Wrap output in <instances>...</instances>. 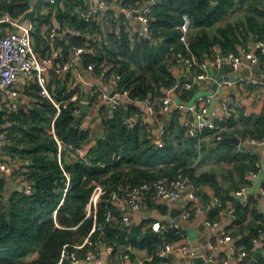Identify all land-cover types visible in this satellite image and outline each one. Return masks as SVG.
<instances>
[{
  "label": "trees",
  "instance_id": "trees-1",
  "mask_svg": "<svg viewBox=\"0 0 264 264\" xmlns=\"http://www.w3.org/2000/svg\"><path fill=\"white\" fill-rule=\"evenodd\" d=\"M146 1L149 0H131L133 3ZM0 6L1 10L10 11L14 16V9L21 11L27 3L26 0H0ZM244 6L248 12L239 22L217 25L233 9ZM152 8L150 35L142 39L135 37L134 44L125 33L112 34L110 41L105 43L101 23L85 22L74 13L60 11L61 17L65 14L63 24L71 25L73 30L77 28L80 34L66 31L59 36L58 43L63 46L65 60H68L73 45L85 47L84 68L94 63L95 70L101 72L105 66L112 65L121 77V89L128 90L131 96L142 101L150 100L157 117L166 124L164 146L158 147L155 143V132L150 124H143L139 119L133 127L129 126L127 119L141 112L139 104H122L112 118L108 117L109 107L102 105L99 114L103 134L89 151L90 164L73 156L66 161L64 156L65 168L72 174V186L63 196L64 174L58 158V140L77 149L92 136L91 130L82 128V119L74 114L76 103L62 107L56 116L57 108L41 97L34 86L31 101L24 102L14 111L0 110V125L5 126L12 139L8 151L17 161L25 163L27 170L21 174L33 182L35 188L33 194H26L19 187L9 197L2 194L5 202L0 205V264H57L64 244L80 243L91 231L94 217L93 214L87 215L86 206L99 184L115 188L182 174L201 191L198 196L203 205L207 206L204 202H209L208 216L211 219L217 218L228 200L236 202L235 219L228 229L233 228L231 233L236 236L242 235L245 250L252 248V239L264 230V212L259 208L258 198L251 195L245 205L240 200L235 201L239 197L231 194V189L220 186L214 170L199 172L195 166V160L204 150L205 157L203 154L200 160L210 157L216 163L226 161L232 164V169L227 170V180L235 182L238 178V185H234L236 190L246 182L245 175L254 168L257 155L230 143L219 145L210 130L195 137L189 136L179 110L171 111L167 120L169 111L162 113V101H156L177 84L170 68L175 65L178 51L186 56L194 54L205 61L217 56V47L227 55L237 53L239 47L253 39L264 40V0H164L154 3ZM183 14H188L191 19L189 48L180 41L178 26ZM257 54L262 60L260 49ZM191 69L195 74L200 72L196 67ZM107 74L110 75V71ZM67 79H55L59 100L71 95ZM177 89L188 90L181 86ZM224 119V125L228 127L236 124L234 115ZM52 122L58 140L50 133ZM244 122L247 126L253 124L252 116L244 117ZM254 125V131L244 132V139L264 134V113L256 117ZM224 134L230 135L229 132ZM207 136L213 137L211 144L204 142ZM0 185L2 188L1 179ZM211 193L220 200V206L209 201ZM106 205L103 201L99 204L97 221L103 220ZM190 207L188 203L187 208ZM127 229L128 226L115 221L106 225L102 237L114 245V251L119 245L130 244L146 248L150 254H155L164 240L182 238V234L173 229H168L164 235L150 227L143 232L142 224L133 226L129 232ZM99 237V232L92 233L93 244H87V247L96 248L94 244Z\"/></svg>",
  "mask_w": 264,
  "mask_h": 264
},
{
  "label": "built area",
  "instance_id": "built-area-1",
  "mask_svg": "<svg viewBox=\"0 0 264 264\" xmlns=\"http://www.w3.org/2000/svg\"><path fill=\"white\" fill-rule=\"evenodd\" d=\"M116 0H26L27 6L21 13H18L17 17L12 16L11 13L6 11H0V110L2 111H14L20 106L19 98L23 92V88L27 86L29 89L37 88L39 95L45 99H48L56 108V116L61 111L62 107H67L69 103L75 102L74 114L77 118H81L82 128H88L84 125L85 112L81 111L80 104L84 103L92 106L106 105L109 107L108 117L112 118L114 111L122 104L128 102L146 105L149 116L137 115L127 119L130 127H133L134 122L142 120L143 124H150L155 132V143L158 147L164 146V135L166 133V124L164 120L157 117V112L154 108V104L150 100L142 101L137 96H131V93L126 89H121L119 83L121 77L116 73L114 88L111 91H107L102 88H96L85 94L80 85L84 83V77L82 71H80L73 60H65L61 62L60 58L63 53V46L58 43V38L61 36L59 28L56 25L49 23L41 12L42 5L64 6V11L74 13L85 22L98 21L102 24V21L108 18V14L105 13L110 5ZM120 1V0H117ZM153 3L154 0L146 1L145 3L136 2L131 0H122L121 6L123 7V21L117 22L116 32L119 34L125 33L128 37L134 36L138 39L147 38L151 30V21L153 19ZM29 14L28 22L22 23L21 16ZM129 20H135L140 24V28L134 30ZM1 24L8 26L2 27ZM42 27L38 32V39L43 43L42 49H38L36 46V32L38 26ZM181 31L180 41L186 48L190 46L189 33L191 29V19L188 14H183L182 22L178 26ZM75 34H80V30L72 29ZM258 48L261 50V55L264 57V40H256L247 43L242 47V50L237 53L230 52L225 55L224 58L220 56V53L213 59H207L205 61L199 60L197 56L191 54L186 56L182 51L176 53L175 65L177 67H196L200 70L196 74V81L205 80L210 78L208 67L209 64L216 66L222 65L224 62L229 64L233 71H238L245 59L250 60L251 66L261 64L260 56L253 50ZM74 51L76 58L80 61H84L85 47L73 45L71 48ZM216 52H219L215 48ZM254 52V53H253ZM96 65L89 63L84 70L89 72H97ZM52 70L56 77L60 80L66 78L68 73H71L72 80H67L69 86V92L71 95L67 98L59 100L56 95V91L51 87L47 72ZM113 70V66H105L100 73L103 74V78L108 77L106 72ZM230 85L236 82V80H227ZM187 88L192 84L187 83ZM178 84L171 86L166 91V95L160 100L162 101L161 112H168L173 104L172 94L177 91ZM113 92V94H111ZM216 92L207 93L197 97L194 102L191 103H176L175 108L182 114V122L186 127L187 134L195 137L201 134L205 130L213 131L215 140L220 141L225 135L224 131L228 130V126L222 124L225 120L223 116L215 109L212 102L215 98ZM221 109L229 115L235 117L239 114V110L242 109L240 102H236L231 93L227 94L225 98L220 102ZM55 116V117H56ZM136 116H139L136 119ZM243 116L246 117L243 113ZM89 129V128H88ZM50 133L57 140L56 132L54 129V122L51 124ZM212 136V135H211ZM200 138V137H199ZM59 151L58 158L60 165L63 169V196L67 194L72 186V174L65 168V153L68 152L71 156L82 160L83 162L90 164L89 151L81 148H73L72 145L66 144L58 140ZM243 142H251L253 144H264V134L261 137H247L241 138V144ZM12 139L9 131L4 125H0V166L6 172L19 180V188L26 194H33L35 191L34 184L29 179L24 177L21 172L26 171L25 163L17 161V159L8 151V146L11 145ZM64 154V155H63ZM264 170L262 162L257 160L254 168L249 170L245 175L246 182L241 185L236 191V196L243 198L241 202L245 205L250 197L247 194L246 188L252 180L259 177ZM190 187V190H188ZM2 188L0 185V205L5 202V197L2 195ZM261 196L264 197V188L261 190ZM186 197L187 204L190 203L191 207L186 208L183 217L190 219L192 216H197L203 204L199 199L195 186L182 174H178L174 177H162L152 181H143L137 185H118L115 188H111L105 184H99L95 187L91 198L86 206L87 215L93 214L94 224L89 232L88 236L80 243L64 244L59 261L57 264H126V261L130 258L129 245L127 249L123 250L117 260L110 255H103L98 247L105 246V249L110 254L114 251V245L107 243L103 239L105 227L107 224H113L115 221H119L124 226H128L127 231L130 230V219L133 213L139 211H145L150 208V204L153 203H172L179 199ZM106 197V198H105ZM104 198V199H103ZM106 202V210L103 220L97 221V209L101 202ZM213 204H221L220 200L215 197ZM187 207V206H186ZM209 207V205H208ZM116 211L118 213L116 214ZM207 221L209 224L218 225L219 221H214L207 215ZM150 228L153 231L164 235L168 229H173L177 234L182 233V226L180 222L174 219L160 222L155 221L150 224ZM99 232L101 237L95 242L96 248H88V245H92L91 234ZM230 242L231 252L238 254L242 258L249 257L253 254L256 245L264 244V230H260L259 236L252 239V248L248 250H239L238 246L234 243L233 234L230 233L228 228H222L216 238V243L222 244ZM216 246L210 244V247ZM258 248V247H257ZM83 250V252H80ZM173 254L178 256L182 260L183 264H198L197 257H199L195 249L186 240H164L162 244L157 248L155 257L159 259L165 258L167 255ZM226 264V262L224 263Z\"/></svg>",
  "mask_w": 264,
  "mask_h": 264
},
{
  "label": "crops",
  "instance_id": "crops-1",
  "mask_svg": "<svg viewBox=\"0 0 264 264\" xmlns=\"http://www.w3.org/2000/svg\"><path fill=\"white\" fill-rule=\"evenodd\" d=\"M215 1V0H214ZM120 1H113V4L110 5L107 9H105V13L108 14V18L104 21H102V28H103V41L105 43H108L109 37L111 38L112 34H118L116 32V24L117 22L123 21V7L121 6ZM161 2V1H160ZM155 3V2H154ZM153 3V4H154ZM159 3V2H158ZM157 4V3H156ZM41 12L44 13L47 21L59 28L61 35L66 33V31H72V26L67 24L64 25L63 21L65 18V14L60 16V11H64L65 7L58 5L57 7L54 6H48V5H42L41 6ZM0 11H7L5 9ZM15 15L14 17L18 16V13H21L20 10L14 9ZM243 11V12H242ZM239 13L244 14L243 8H235L233 9L229 15H227L224 19L219 21L217 23L218 26H225L228 23H236L239 22L240 19H242L244 16H240ZM75 14V12H74ZM12 15V14H11ZM13 16V15H12ZM29 14L22 15L21 21L22 23L26 24L28 22ZM62 18V19H61ZM79 18V17H78ZM30 19V18H29ZM80 19V18H79ZM66 20V19H65ZM130 24L134 28V30H137L140 28V24L136 22L135 20H129ZM2 27H7L9 25L1 24ZM42 27L38 26L37 32H36V46L38 49H42V42L38 39V32H40ZM258 37V36H257ZM132 44L135 43V37L131 36L128 37ZM259 40V39H253V42ZM249 41L248 43H250ZM255 53H257L258 48L254 49ZM218 53H220L219 47H217ZM242 50V47H239L238 51L240 52ZM254 53V52H253ZM66 59H71V51L69 52V56ZM61 62H65L64 54L62 53V56L60 58ZM262 63L259 65H253L251 66L250 60L245 59L244 63L240 67L238 71H233L229 64L223 63L220 66H216L213 64H209L208 72L210 75V78H207L205 80L196 81V74L195 71L188 68V67H177L173 65L170 70L173 72V75L176 79V82L181 88H187L186 84H192L191 87L187 88L188 90H179L172 94V99L174 100L173 104L171 105V108L169 112L167 113V120L170 119L171 114L170 112L173 111L175 108V102L176 103H191L194 102V100L201 96L205 95L207 93L216 92L215 98L212 102V105L217 111L220 113L221 116L224 118H230L231 115L226 114L221 109L220 102L225 98V96L229 93H231L234 97V100L236 102H240L243 106L241 109V112L235 117L236 124L234 126L228 127L227 131H224L223 133L229 132L231 136L235 135L239 137L240 139L243 138L244 132H249L248 130L252 129L255 130V119L257 116H260L262 113H264V57L262 58ZM77 68L82 71V75L84 77V83L81 86V88L84 90L85 94L92 91L96 88H102L107 91H111L114 88V81L116 77V71H112L110 75L106 78H103V74L100 72H89L87 70L81 69L77 66ZM237 73H240V78H235L231 80H236L235 83L230 85L227 80H222L219 82L220 79L226 77V76H236ZM48 79L50 82V85L52 88L55 89V79L57 78L55 73L52 70H49L47 72ZM71 73H68L66 75L67 80H72ZM58 79V78H57ZM35 91L34 89H29L27 86L23 88V92L21 94V97L19 98V104H23L24 102H28L32 100L31 92ZM186 91V92H184ZM191 92V93H190ZM160 99H157L158 101ZM101 106H92L90 107L89 112H85V119L83 121L84 125L87 126L92 133L91 138L88 142H86L82 147L90 151L98 141V138L102 136L103 134V124H102V117L100 116ZM141 112L137 115H145L149 116L146 105L141 104L140 105ZM180 112V111H179ZM243 113L247 116L251 115L253 118V124H250L247 126L244 122V116ZM182 114H181V121H182ZM226 121V120H224ZM224 121L222 124H225ZM244 124V130L242 129ZM234 133V134H232ZM257 133V132H256ZM251 134V133H249ZM225 135V134H224ZM242 135V136H241ZM226 136V135H225ZM210 139H213L211 136H207L204 140L209 141ZM211 143V141H210ZM234 145V144H233ZM239 149H246L247 151L252 152L253 154L257 155V160L263 163L264 165V146L260 147V150L258 149L256 152L253 150L244 148L241 144L239 146L235 145ZM70 154V153H69ZM71 156V154H70ZM69 156V157H70ZM66 155V159L69 158ZM229 169H232L231 166H223ZM227 175V173H226ZM1 179V178H0ZM2 180V179H1ZM14 185L16 187H19V179L13 177ZM239 181L236 177L235 182H232L231 180H227L226 177H222L219 179L220 186H224L228 189H231V194L235 195L234 185H238ZM241 184H239L240 186ZM243 186V185H242ZM264 188V170L261 173V175L254 180L251 181V183L247 186L246 192L248 195L255 196L258 198L259 201V208L261 211L264 212V197L260 196L261 190ZM196 189V187H195ZM197 192V189H196ZM260 194V195H259ZM199 195V194H198ZM216 196L211 193L209 196V201L212 203L214 201V198ZM241 201L240 198H235V201ZM202 202V201H201ZM207 206L203 205V208H201L200 213L197 216H192L190 219H186L183 217V214L186 210L187 206V200L184 196L183 198L179 199L178 201L172 202V203H153L152 207H150L148 210H145L141 213H133L131 215V219L129 222L130 230L133 228V226H138L142 224V231H146L148 227H150V224L155 221L160 222H166L169 220L174 219V217L180 218V223L182 226V235L181 240H186L190 243V245L195 249L198 256H202L206 262L213 260V264H250L252 259L254 258V255L257 251V247H260V253L261 255L256 259L254 264H264V244L260 243L256 245V248L251 254V256L242 258L238 254H233L231 252L230 242L226 243H216V238L219 235V232L222 228H229L231 224L234 222L235 215H234V209L236 207V202L228 200L226 202L225 208L221 210L217 216V218L214 221H219L218 225H211L207 221V215L209 213V207L208 203ZM203 204V202L201 203ZM172 212H175V216H171ZM160 214L165 215V217L159 216ZM231 228V227H230ZM129 230V231H130ZM234 229L231 228L229 231L231 233L234 232ZM232 234V233H231ZM248 234V232H246ZM234 243L238 246L239 250H245L247 247L245 246V243L242 242V235H234ZM210 244H215L216 246L210 247ZM130 245V244H129ZM129 245H119L118 249L116 251H112L110 254L105 249V246L98 247L99 251L103 255H110L112 258L117 260L119 256L121 255L122 251L127 249ZM131 248L129 250L130 252V258L126 261V264H177V260L179 259L178 256L170 257V255H167L163 259L156 258L153 254H150L146 248H140L135 247L133 245H130ZM85 264V263H82Z\"/></svg>",
  "mask_w": 264,
  "mask_h": 264
},
{
  "label": "rangeland",
  "instance_id": "rangeland-1",
  "mask_svg": "<svg viewBox=\"0 0 264 264\" xmlns=\"http://www.w3.org/2000/svg\"><path fill=\"white\" fill-rule=\"evenodd\" d=\"M246 6V5H245ZM243 7L244 9V13L246 15V13L248 12V10L246 9V7ZM243 12V11H242ZM240 16H244V14L242 13H239ZM71 60H73L76 64V66H78L79 68L81 69H84V65L82 62H80L77 58H76V55L74 53V51L71 50ZM239 113L241 112V110L238 111ZM244 124H243V127L242 129L244 130ZM242 136V135H241ZM213 139H210L209 141H204L206 142V144H211L213 141ZM211 141V143H210ZM198 145L201 144V142H197ZM244 148H247V149H250V150H253L254 152H256L258 149L260 150V147H263L264 144L262 145H258V144H253L251 142H243L241 144ZM205 153H206V150H204L202 153H200L199 157L195 160V166L197 168V170L199 172L201 171H206V170H214L217 174V177H218V180L220 178H224L226 177V173H227V169L226 167H223V166H231L232 167V164H228V162L226 161H221V163H216L213 159H211L210 157L208 158H202L200 160V158L203 156L204 154V157H205ZM69 157L70 154L68 152L65 153V157ZM71 157V156H70ZM69 158L66 159V161H68ZM0 178L2 179L3 181V187H2V192H3V195L5 197H9L11 195V193L14 191V189H16V186L14 185V180H13V177L10 176L6 170L2 169V167L0 166ZM143 211H139V212H136L135 214L137 213H141ZM159 216L161 217H165V215L163 214H160Z\"/></svg>",
  "mask_w": 264,
  "mask_h": 264
},
{
  "label": "water",
  "instance_id": "water-1",
  "mask_svg": "<svg viewBox=\"0 0 264 264\" xmlns=\"http://www.w3.org/2000/svg\"><path fill=\"white\" fill-rule=\"evenodd\" d=\"M162 2L164 0H154L155 3H158V2ZM220 56L222 58L225 57V55L220 52ZM225 63V62H224ZM241 74L240 73H237L236 76H226L222 79L219 80V82H221L222 80H231V79H235V78H240ZM111 94H113V92H111ZM80 108H81V111L82 112H89V105L87 104H84V103H81L80 104ZM139 116H136V119H138ZM234 144V145H237L239 146L241 144V139L235 135L231 136V135H226L224 136L220 141H219V145H223V144ZM188 190H190V187H188ZM201 191L200 190H197V194H200ZM260 195V194H259ZM261 196V195H260ZM239 198H243L242 196H240ZM201 201V199H200ZM118 213V211H116V214ZM171 216H175V212H172ZM174 220L177 221V222H180V218L179 217H174ZM261 255L260 253V247L257 248V251L254 255V258L252 259L251 263L250 264H254L256 259ZM170 257H173V254H170ZM197 263L198 264H213V260H210L208 262L205 261V259L202 257V256H199L197 257ZM177 264H183L182 260L178 259L177 260Z\"/></svg>",
  "mask_w": 264,
  "mask_h": 264
}]
</instances>
